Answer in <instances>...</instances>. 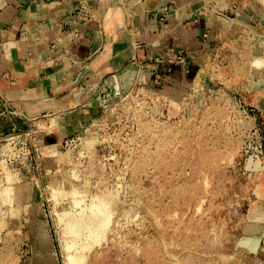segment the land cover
Masks as SVG:
<instances>
[{"label":"rangeland","instance_id":"374dc122","mask_svg":"<svg viewBox=\"0 0 264 264\" xmlns=\"http://www.w3.org/2000/svg\"><path fill=\"white\" fill-rule=\"evenodd\" d=\"M216 55L212 81L185 88L134 59L139 78L89 90L101 106L68 134L1 123L0 264L50 244L59 264H248L240 231L264 197V33L237 32Z\"/></svg>","mask_w":264,"mask_h":264},{"label":"crops","instance_id":"0c3cea01","mask_svg":"<svg viewBox=\"0 0 264 264\" xmlns=\"http://www.w3.org/2000/svg\"><path fill=\"white\" fill-rule=\"evenodd\" d=\"M237 32L264 33V0H0V131L1 123L16 130L20 117L45 133L82 128L101 106L85 100L88 92L94 99L128 88L140 76L136 58L153 62L143 71L148 79L158 73L181 88L212 81L217 49ZM256 72L246 80L260 79ZM240 232L247 263L264 264L260 192ZM32 251L28 264H59L51 244Z\"/></svg>","mask_w":264,"mask_h":264},{"label":"bare ground","instance_id":"6f19581e","mask_svg":"<svg viewBox=\"0 0 264 264\" xmlns=\"http://www.w3.org/2000/svg\"><path fill=\"white\" fill-rule=\"evenodd\" d=\"M96 214H97V213H96ZM64 216H65V215H64ZM94 216H95V215H94ZM94 216H93V217H94ZM97 219H98V218H97ZM97 219H96V220H97ZM88 220H89V219H88ZM92 220H93V219H92ZM98 221H99V220H98ZM84 224L86 225V223H84ZM93 224H94V223H93ZM87 225H88V224H87ZM95 225H96V224H95ZM97 225H98V224H97ZM97 225H96V226H97ZM88 226H90V225H88ZM76 227L79 228V230H80V229H83V223L80 222V221H77V220H76ZM90 227H93V229L95 228L94 225H93V226L91 225ZM90 227H89V228H90ZM89 228H87V226H86V229H89ZM89 230H90V229H89ZM91 230H92V229H91ZM80 231H81V230H80ZM82 231H83V230H82ZM85 234H86V233H85ZM88 234H89V232H88Z\"/></svg>","mask_w":264,"mask_h":264}]
</instances>
